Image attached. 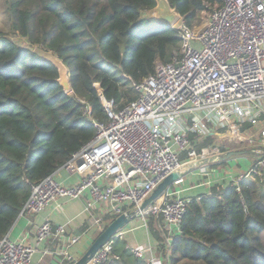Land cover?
Here are the masks:
<instances>
[{"label": "built area", "instance_id": "2783aa9c", "mask_svg": "<svg viewBox=\"0 0 264 264\" xmlns=\"http://www.w3.org/2000/svg\"><path fill=\"white\" fill-rule=\"evenodd\" d=\"M174 28L179 30L181 49L173 51L170 62L157 61L154 74L132 82L136 100L117 109L100 90L109 118L105 123L86 107L96 134L62 168L79 174V180L62 183L55 177L57 171L30 184L20 215L38 214L60 198L82 199L83 215L91 220L88 228L70 235L67 225L46 219L34 230L36 245L28 237L13 240L6 235L0 240V264H29L43 244L44 253L74 264L76 248L102 233L108 216L115 219L130 210H137L146 227L154 217L163 238L159 247L147 242L129 248L133 255L146 264H171L173 240L192 198L181 197L171 186L142 209L159 184L187 164L229 150L260 151L246 171H232L227 165L230 183L238 186L264 168V0H222L205 24L190 25L181 16ZM211 135L214 142L202 145ZM220 162L225 161L200 165L202 176L220 173L212 167ZM120 231L88 264L121 260L115 252Z\"/></svg>", "mask_w": 264, "mask_h": 264}, {"label": "trees", "instance_id": "16d2710c", "mask_svg": "<svg viewBox=\"0 0 264 264\" xmlns=\"http://www.w3.org/2000/svg\"><path fill=\"white\" fill-rule=\"evenodd\" d=\"M169 2L190 25L222 5V0ZM5 4L12 32L25 44L0 36V240L19 218L30 184L63 168L94 138L86 107L97 121L109 120L100 90L117 109L125 107L138 97L128 86L154 74L157 61L170 62L181 42L179 30L163 22L140 27L156 0ZM36 48L54 52L67 65L71 93L57 81L58 69ZM214 140L211 135L202 145ZM150 226L162 242L157 227ZM115 252L121 260L104 264H146L119 240ZM184 261L264 264V168L238 186H214L192 198L173 240L171 264Z\"/></svg>", "mask_w": 264, "mask_h": 264}, {"label": "crops", "instance_id": "0c3cea01", "mask_svg": "<svg viewBox=\"0 0 264 264\" xmlns=\"http://www.w3.org/2000/svg\"><path fill=\"white\" fill-rule=\"evenodd\" d=\"M241 158V156L234 157L229 159L228 161L213 164L212 167L217 169V172L220 173H218L217 175H213L212 178L202 176L204 168H202L201 166L192 168L193 170L185 175L183 181L173 184L170 190L178 192V195H180L181 197L197 198L203 194H208L211 188L214 186L225 187L230 184L231 181V178L226 171L228 164L232 166V171L234 170V168L241 169L242 166H245L247 170L251 168V161L248 162L246 159V161H243V159ZM55 177L62 183L70 184L77 182L80 178V175L77 173L68 172L61 168L60 170H58V173ZM84 208L85 204L84 200L82 199L60 198L57 200V202L53 203L44 211L38 214H35L33 216L20 215L9 231L8 235L13 240H20L28 237L31 244L36 245L34 230L37 225L43 223L46 219H50L56 225H67L69 231L68 234L77 235L81 232H84L91 223V220L83 215ZM113 219H107V223L109 224ZM150 224L153 225L152 227L154 229L157 227V222L154 217L149 218L148 228L145 226L142 218L136 216L132 220H130L129 224L125 228L120 231L122 236L117 237L116 240L121 241L122 245L128 249L147 242L157 247L159 242L158 239L154 237ZM99 234L90 237V242L84 241L76 248L77 259H79L86 252L88 243L94 241ZM44 247L45 244L40 246L39 251H37L33 255L29 264H65L63 262H58L53 256L44 253ZM180 264L200 263L184 261Z\"/></svg>", "mask_w": 264, "mask_h": 264}, {"label": "water", "instance_id": "95a60500", "mask_svg": "<svg viewBox=\"0 0 264 264\" xmlns=\"http://www.w3.org/2000/svg\"><path fill=\"white\" fill-rule=\"evenodd\" d=\"M144 14V19L146 20L155 19L158 22H163L171 27H174L181 18V15L179 14L177 8L173 7L170 4L169 0H156V5L153 8L147 10ZM35 52L40 55L42 59L51 62L58 69L59 78L57 79V81L66 93H71L73 91V88L70 80V72L67 65L62 61V59L52 51H46L36 48ZM262 149L264 150V148ZM259 153L260 151L256 148L229 150L218 156H212L195 163L187 164L181 170L168 175L163 180V182H161L159 186L154 190L151 196L144 202V204L142 205V209L165 194L175 182L183 178L195 166L205 165L216 161H226L237 156L251 154L257 155ZM136 215L137 210H130L116 217L111 223L107 225L105 230L97 236V238L90 244L87 251L74 264H88L95 253L104 244L114 238L120 230L125 228L129 224L130 220L136 217Z\"/></svg>", "mask_w": 264, "mask_h": 264}, {"label": "rangeland", "instance_id": "374dc122", "mask_svg": "<svg viewBox=\"0 0 264 264\" xmlns=\"http://www.w3.org/2000/svg\"><path fill=\"white\" fill-rule=\"evenodd\" d=\"M6 7L7 6L5 4V0H0V36H7V37L13 39L14 41L19 42V44H25L24 40L18 39L17 36L12 32L11 24H10V18H9V14L7 12V8ZM144 15L145 14H143V19H144ZM208 18H209V10L205 11L204 13H202V15L199 18L195 19L193 21L192 25L193 24L203 25V24L206 23ZM155 22H157V20H155V19L146 20V21L142 22V25L140 27L141 28H145L147 26L153 25ZM180 49H181V46H178L176 48L177 51H179ZM128 87L132 90L131 85L128 86ZM219 144H221V140H219ZM241 157H242L241 159H243V161H246V160L248 162L251 161V167H253L254 163H256V161L258 159V156L257 155H253V154L244 155V156H241ZM241 169L247 170L245 166H242ZM159 255L162 256L161 254H159Z\"/></svg>", "mask_w": 264, "mask_h": 264}]
</instances>
